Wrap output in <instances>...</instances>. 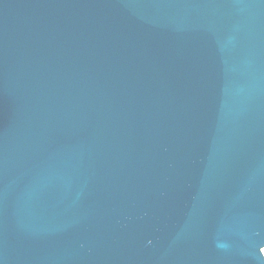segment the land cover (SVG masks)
I'll return each mask as SVG.
<instances>
[{
  "label": "water",
  "instance_id": "water-1",
  "mask_svg": "<svg viewBox=\"0 0 264 264\" xmlns=\"http://www.w3.org/2000/svg\"><path fill=\"white\" fill-rule=\"evenodd\" d=\"M264 0H0V264H264Z\"/></svg>",
  "mask_w": 264,
  "mask_h": 264
},
{
  "label": "bare ground",
  "instance_id": "bare-ground-1",
  "mask_svg": "<svg viewBox=\"0 0 264 264\" xmlns=\"http://www.w3.org/2000/svg\"><path fill=\"white\" fill-rule=\"evenodd\" d=\"M263 252H264V249H263Z\"/></svg>",
  "mask_w": 264,
  "mask_h": 264
}]
</instances>
